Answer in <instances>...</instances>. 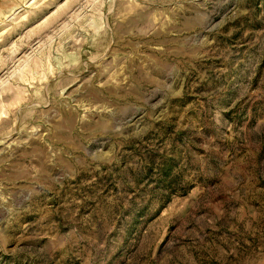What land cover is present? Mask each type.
Returning a JSON list of instances; mask_svg holds the SVG:
<instances>
[{
    "label": "rangeland",
    "instance_id": "rangeland-1",
    "mask_svg": "<svg viewBox=\"0 0 264 264\" xmlns=\"http://www.w3.org/2000/svg\"><path fill=\"white\" fill-rule=\"evenodd\" d=\"M0 264H264V0H0Z\"/></svg>",
    "mask_w": 264,
    "mask_h": 264
}]
</instances>
